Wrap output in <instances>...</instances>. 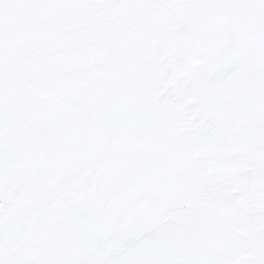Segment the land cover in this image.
Segmentation results:
<instances>
[{
    "label": "snow or ice",
    "instance_id": "obj_1",
    "mask_svg": "<svg viewBox=\"0 0 264 264\" xmlns=\"http://www.w3.org/2000/svg\"><path fill=\"white\" fill-rule=\"evenodd\" d=\"M0 264H264V0H0Z\"/></svg>",
    "mask_w": 264,
    "mask_h": 264
}]
</instances>
